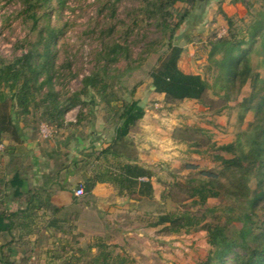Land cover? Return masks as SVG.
I'll use <instances>...</instances> for the list:
<instances>
[{"label":"trees","instance_id":"obj_1","mask_svg":"<svg viewBox=\"0 0 264 264\" xmlns=\"http://www.w3.org/2000/svg\"><path fill=\"white\" fill-rule=\"evenodd\" d=\"M199 1L146 0L143 8L147 17L155 19L166 37L163 42L166 49L150 71L154 91L163 95V101L166 103L183 99L202 100L206 91L212 87L202 74L186 73L179 67L182 47L174 43L178 27ZM232 1L241 2L251 14V18L245 25L244 32L237 37L230 28L233 23L231 17L223 12L229 30L227 35L209 41L208 57L215 63V82L219 83L218 89H223L221 96L225 100L239 90L249 78L255 81V93L246 97L244 103V110L253 109V120L247 129L246 143L239 137L227 143H209L211 148L218 149L228 156L220 157L218 168L201 169L198 172L201 178L194 175L188 177L185 183L172 180L166 184L162 200L176 199L178 191L184 196L176 199V211L162 212L154 222L161 225L159 230L164 234L205 230L210 250L198 264H264V221L251 217L256 208L264 206V74L254 77L256 73L253 74L250 63V55L254 50L261 56L264 65V0L261 8L254 12L251 11L254 1ZM53 2L62 5L65 0H21L23 9L19 15L31 21L33 28H36L40 18H43L45 23L37 29L38 37L28 42L25 51L11 60H0V163L5 157L26 154V143L35 140V135L27 137L26 128H30L29 121L20 124V120L23 115L33 114L41 107L50 124H54L56 128L64 125L74 126L80 120L82 108L74 122L65 121L66 112L77 105L89 106L91 109L92 105H95L94 97L98 96L104 103L105 110L113 113L115 117V139L126 136L144 114V107L135 97V87L129 91L130 98L123 100L115 91L104 67L101 74L92 72L83 76L79 87L68 95H63L53 87L55 44L61 33V29L52 27L48 21L47 9ZM178 2L186 7L176 8ZM122 49L124 50V47L119 43L112 44L109 52L104 55L106 62L103 66L106 67L115 61ZM218 53H221L219 59L216 58ZM187 130L197 133L204 129L184 126L177 131L179 139H191L195 144L201 145V140L189 136ZM125 170L127 173H133L130 166L125 165ZM251 178L255 184L253 189L249 184ZM3 179L1 177L0 182L3 183ZM121 180L125 186L134 183L127 176ZM7 182L15 195L21 194L24 178L18 169L11 173L5 184ZM94 182L95 180L88 179L83 185L84 190L89 191ZM140 187L142 192L150 189L151 184L147 181L140 183ZM42 191L41 187L33 188L24 208L14 211L0 209V233L8 232L12 235L11 242H18L32 232L33 227L39 226L37 220L40 217L47 216L42 227L49 228L51 237L54 238V247L46 249L47 264H54L56 260H59L58 264H130L126 256L115 252L100 236H96L86 247L77 245L73 248L67 238L74 236L73 218L59 217L61 208L53 204L50 193L43 195ZM221 194L234 199H246V207L252 210L251 213H239L241 225L236 229V234L240 242L227 238L219 215L214 214V207H207L206 212L197 211L206 205L209 198H216ZM92 248H97V251L91 253ZM30 253L29 251L22 257L21 264H28Z\"/></svg>","mask_w":264,"mask_h":264},{"label":"rangeland","instance_id":"obj_2","mask_svg":"<svg viewBox=\"0 0 264 264\" xmlns=\"http://www.w3.org/2000/svg\"><path fill=\"white\" fill-rule=\"evenodd\" d=\"M250 1H254L251 11L261 8L263 0ZM145 2L146 0H65L62 5L51 3L47 9L48 21L52 27L61 29L55 44L53 87L60 90L63 95H68L79 87L83 76L92 72L101 74L104 67L115 91L123 100L130 98L129 91L135 87V97L142 100L148 98L147 104H152L156 94L148 88L151 83L150 71L166 49L163 43L166 37L155 19L147 17L143 10ZM184 7L185 4L179 2L176 4V8ZM22 9L21 0H0V60H11L25 51L28 42L38 37L37 29L45 23V20L40 18L36 28H33L31 21L19 15ZM223 12L233 21L231 30L237 37L241 36L251 14L241 2L232 0H200L176 31L174 43L182 47L178 62L188 71L205 76L212 87L206 91L202 100L162 102L155 107L163 112L169 111L174 116L170 120H174L179 128L193 126L204 129L197 133L191 130L186 132L189 136L200 139L201 145L195 144L191 139L178 142L177 153L171 165L160 166L162 177V181L158 183L160 190L165 189L166 184L172 180L185 183L190 176L201 178L198 173L201 169L218 168L220 157L228 154L211 148L209 143H227L237 137L246 143L247 129L253 120V109L244 110V103L246 97L255 93L253 90L255 81L249 78L239 90L225 100L221 96L223 89H218L219 83L215 82V63L208 57L209 41L227 35L229 30ZM114 43L122 45L124 50L118 53L115 61L105 67L104 55ZM220 56L221 53H218L216 58L219 59ZM261 60V56L253 50L250 63L253 74L256 73L254 77H261L264 74ZM94 101L95 105H92L91 109L89 106L72 107L65 114L67 119L73 118L81 108L84 112L104 107L98 96L94 97ZM42 108L33 114L23 115L20 120V124L29 121V127L34 128H26L27 137L35 135L33 141L41 144L60 136L61 128L67 129L72 126L56 128L54 124H50ZM42 123L52 130L50 136L43 135L40 131ZM249 184L253 189L255 184L252 178ZM177 190L178 188L175 189L176 192ZM183 196L184 194L178 191L176 199ZM176 199H163L161 212L176 211L178 208ZM246 203V199H234L221 194L219 197L209 198L206 205L197 211L206 212L207 207H214V214L219 215L227 238L240 242L236 234V229L241 225L239 213L252 212L246 207ZM156 216L157 214H146L147 221L148 218L156 219ZM251 217L264 221V206L256 208ZM130 219L134 220V217ZM126 226L131 227L128 223ZM160 227L161 225H158L153 228L146 224L144 236L132 237L130 243L124 238L125 240H118L120 244L108 245L115 252L126 256L130 264H198L207 256L210 245L205 230L164 234L159 230ZM90 237L88 236V240L92 243L96 236ZM67 238L73 248L77 245L86 247L87 237L75 233L74 236ZM53 241L54 238L50 236L42 241L41 248L45 250L32 254V264H47L46 249L54 247ZM96 251L97 248L90 250L91 253ZM58 263L59 260L54 262Z\"/></svg>","mask_w":264,"mask_h":264},{"label":"crops","instance_id":"obj_3","mask_svg":"<svg viewBox=\"0 0 264 264\" xmlns=\"http://www.w3.org/2000/svg\"><path fill=\"white\" fill-rule=\"evenodd\" d=\"M178 65L184 72L193 73L180 62ZM151 86L150 83L148 88L156 94L155 101L147 104L148 98H139L144 114L135 128L122 138L115 139L113 113L101 107L82 112L74 126L61 128L60 136L46 143L27 142L23 158H3L0 163V178H4L3 183L0 182V209L24 208L33 188L41 187L42 194L50 193L53 204L61 208L59 217L73 218V234L87 237L86 246L90 243L88 236H100L106 244H120L118 240L125 239L130 243L132 237L145 235L146 224L153 228L158 226L154 222L162 213L161 196L164 193L158 184L162 181L159 168L162 164L171 165L177 143L186 140L178 138L179 125L170 120L174 116L169 111L155 108L164 102L163 95ZM76 115L69 119L65 115V120L74 122ZM125 165L130 166L133 173H127ZM15 169L24 178L19 195L13 193L8 182L5 184ZM125 176L134 183L125 186L121 180ZM88 179L95 182L89 191H85L83 185ZM147 181L151 188L140 192V183ZM77 188H82L83 194L77 195ZM146 214L157 216L147 221ZM132 217L134 220L130 219ZM46 218L40 217L37 220L39 226L33 227L32 232L18 242H11L10 233H0V264H21L22 257L29 251L28 264H32V254L44 252L42 241L51 237V230L42 227ZM127 218L129 222L133 220L132 224L127 222L131 227L126 226Z\"/></svg>","mask_w":264,"mask_h":264},{"label":"built area","instance_id":"obj_4","mask_svg":"<svg viewBox=\"0 0 264 264\" xmlns=\"http://www.w3.org/2000/svg\"><path fill=\"white\" fill-rule=\"evenodd\" d=\"M40 131L42 132L43 135H51L52 130L50 129V127H48L46 124L42 123L40 126ZM75 193L77 195H81L83 194V190L82 188H77Z\"/></svg>","mask_w":264,"mask_h":264},{"label":"water","instance_id":"obj_5","mask_svg":"<svg viewBox=\"0 0 264 264\" xmlns=\"http://www.w3.org/2000/svg\"><path fill=\"white\" fill-rule=\"evenodd\" d=\"M151 87L154 88V85H152Z\"/></svg>","mask_w":264,"mask_h":264}]
</instances>
